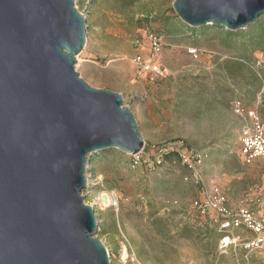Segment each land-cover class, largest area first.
Listing matches in <instances>:
<instances>
[{"label": "rangeland", "instance_id": "1", "mask_svg": "<svg viewBox=\"0 0 264 264\" xmlns=\"http://www.w3.org/2000/svg\"><path fill=\"white\" fill-rule=\"evenodd\" d=\"M174 1L75 0L86 14L88 38L75 69L90 87L122 95L145 142V158L174 141L206 151V180L218 183L234 203L259 208L264 218L257 201L263 169L240 157L241 121L232 110L236 99L252 107L260 99L264 118V14L242 30L195 28L176 15ZM148 30L166 43L160 63L167 76L155 84L139 77L132 61L136 38ZM190 49L198 50L197 58ZM186 174L169 160L154 170L133 167L132 156L114 148L89 158L85 203L94 204V236L111 264H264V245L219 249L221 233L191 207L199 189L184 180ZM104 193L118 206L103 208Z\"/></svg>", "mask_w": 264, "mask_h": 264}, {"label": "water", "instance_id": "2", "mask_svg": "<svg viewBox=\"0 0 264 264\" xmlns=\"http://www.w3.org/2000/svg\"><path fill=\"white\" fill-rule=\"evenodd\" d=\"M173 9L191 27L237 31L264 14V0ZM87 40L75 0H0V264H111L83 195L88 160L110 148L138 154L145 142L122 95L76 71Z\"/></svg>", "mask_w": 264, "mask_h": 264}, {"label": "built area", "instance_id": "3", "mask_svg": "<svg viewBox=\"0 0 264 264\" xmlns=\"http://www.w3.org/2000/svg\"><path fill=\"white\" fill-rule=\"evenodd\" d=\"M76 8L78 9L77 6ZM80 13L86 17L83 11ZM165 45L164 37L151 30L143 36L139 35L134 42L137 53L132 61L137 75L146 79L149 84H155L157 80L167 76L160 63ZM189 53L195 58L198 57L197 49H190ZM260 103L259 99L256 106L248 107L242 100L236 99L232 102V110L241 121L239 144L243 161L251 165L254 161L261 160L264 169V118L259 112ZM144 151L145 147L140 153L131 155L133 167L144 164L147 169L154 170L157 165L166 161V155L176 153L169 161L182 165L187 171L184 180L191 182L201 192L200 197L193 199L191 207L207 220L206 224L217 227L222 235L219 240L220 250L241 246L244 250L251 251L264 245V218L258 216V208L231 207L228 195L222 187L206 180L204 165L209 157L206 151L191 147L184 141H174L158 148L153 157L148 153L145 158ZM89 185L88 178L87 188ZM257 201L263 203L264 207V193ZM116 206L118 200L112 198V202L104 208ZM240 229L252 236L235 234Z\"/></svg>", "mask_w": 264, "mask_h": 264}, {"label": "crops", "instance_id": "4", "mask_svg": "<svg viewBox=\"0 0 264 264\" xmlns=\"http://www.w3.org/2000/svg\"><path fill=\"white\" fill-rule=\"evenodd\" d=\"M137 53V52H136ZM136 55V54H135ZM81 56V55H80ZM162 66V65H161ZM163 67V66H162ZM144 80H146V79H144ZM247 106V105H246ZM248 107H252V106H248ZM239 154H240V157L243 159V157H242V155H241V153L239 152ZM258 163V162H260V165L262 166L261 168L263 169V162L261 161V160H256V161H254V163ZM263 171V173H264V169L262 170ZM212 183H214V182H212ZM218 184V183H217ZM223 189V188H222ZM224 190V189H223ZM264 193V192H263ZM227 194V193H226ZM228 195V194H227ZM201 196V192L199 191V197ZM228 198H229V196H228ZM229 205L231 206V207H234V208H239V207H247V206H250V205H246V206H243V204H237V203H234L230 198H229ZM263 205V204H262ZM259 209V208H258ZM205 219V218H204ZM207 221L205 220V223H206ZM208 225V224H207ZM237 232H240V233H242L243 235L245 234L246 236H251V233H249V232H245L243 229H240V230H237ZM239 234V233H238Z\"/></svg>", "mask_w": 264, "mask_h": 264}, {"label": "bare ground", "instance_id": "5", "mask_svg": "<svg viewBox=\"0 0 264 264\" xmlns=\"http://www.w3.org/2000/svg\"><path fill=\"white\" fill-rule=\"evenodd\" d=\"M78 61H80V57H78ZM102 195L106 196L107 201L103 199ZM102 195L100 196V201H101V205L104 208L106 205L112 202V195H110L109 193H104Z\"/></svg>", "mask_w": 264, "mask_h": 264}, {"label": "trees", "instance_id": "6", "mask_svg": "<svg viewBox=\"0 0 264 264\" xmlns=\"http://www.w3.org/2000/svg\"><path fill=\"white\" fill-rule=\"evenodd\" d=\"M175 155H176V153H169L168 155L165 156V158H166V160H170Z\"/></svg>", "mask_w": 264, "mask_h": 264}]
</instances>
